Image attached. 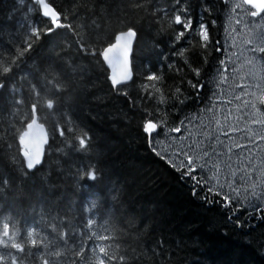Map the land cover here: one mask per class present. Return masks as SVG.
<instances>
[{
    "label": "snow or ice",
    "instance_id": "snow-or-ice-1",
    "mask_svg": "<svg viewBox=\"0 0 264 264\" xmlns=\"http://www.w3.org/2000/svg\"><path fill=\"white\" fill-rule=\"evenodd\" d=\"M222 2L231 24L224 44L213 38L207 0L195 20L191 0L0 3V264H183L184 249L153 236L154 225L126 199L129 181L101 166L107 144L80 119L113 97L123 99L127 122L139 117L148 151L192 198L218 205L226 226L245 237L264 228V0ZM145 30L154 46L167 36L174 59L170 75L149 71L137 83L132 53ZM229 80L228 103L245 127L228 117L222 124L214 106L184 112L206 87ZM69 160L75 189L107 179L108 195L72 201L61 188Z\"/></svg>",
    "mask_w": 264,
    "mask_h": 264
},
{
    "label": "trees",
    "instance_id": "trees-1",
    "mask_svg": "<svg viewBox=\"0 0 264 264\" xmlns=\"http://www.w3.org/2000/svg\"><path fill=\"white\" fill-rule=\"evenodd\" d=\"M10 2L0 0L4 4ZM191 3L195 20L201 12L200 4L203 0H191ZM207 4L214 9L212 16L208 17L209 21H216L212 29L213 38L223 44L227 10L222 0H207ZM153 35L155 33L145 30L140 43L135 44L133 71L138 78L137 83L149 71L171 74L167 65L174 58L170 57L168 37H156L160 43L154 46L155 42L151 39ZM214 56L222 58L220 53H214ZM215 65L216 61L212 60L205 67L206 79L214 73ZM98 88L100 96L108 91L103 75L99 77ZM213 90V86L206 87L199 99L194 103L189 102L184 112L191 114L197 111L206 103ZM123 104L122 98L113 97L112 103L106 107L91 105V114L86 108L80 114V119L91 129L97 141L107 144L100 158L101 166L112 175L113 180L118 175L122 181H129L126 199L154 225L152 235L156 238L162 235L167 241L166 246H171L173 251L178 247L183 248L179 253L183 264H264V228H256L250 236L245 237L240 230L226 226L223 210L218 205H202L192 198L176 175L148 151L136 129L139 117L129 123L118 111ZM49 164H54V161L50 160ZM49 164L45 165L46 170ZM72 166L71 160L65 163V177L61 185L72 201L91 200L100 193L108 195L111 191L112 185L107 179L91 188L75 189L73 182L67 179V169ZM53 179L56 177L53 176ZM149 240L151 237L145 243Z\"/></svg>",
    "mask_w": 264,
    "mask_h": 264
},
{
    "label": "rangeland",
    "instance_id": "rangeland-1",
    "mask_svg": "<svg viewBox=\"0 0 264 264\" xmlns=\"http://www.w3.org/2000/svg\"><path fill=\"white\" fill-rule=\"evenodd\" d=\"M231 24L228 19V16L226 14V19H225V25H224V35H223V44L225 42V36H226V29L230 30ZM231 41H228V44H230ZM224 58V57H222ZM217 79H219L217 77ZM215 92L218 93L216 97L211 96L209 99L206 101V103L201 106L197 111H199L201 108L208 106V107H213L215 110V117L216 119H219L221 123L223 124L225 122V117H228V123L237 125L238 127H245V123L243 122L242 118L238 121V117H240V113L237 110V105L235 103L229 104L228 101L232 99V94L235 91L234 87V82L232 80H229L227 84L223 85V87L217 86V85H212ZM195 111V112H197ZM194 112V113H195ZM212 113H205L203 114V123L207 124L208 123V117L211 116ZM239 142L241 143H247L244 140L239 139V135L236 137ZM228 141H226L227 143ZM239 150H237L238 152ZM255 151V149H253ZM241 157L246 156L247 153H240ZM233 161H236V156H233Z\"/></svg>",
    "mask_w": 264,
    "mask_h": 264
},
{
    "label": "water",
    "instance_id": "water-1",
    "mask_svg": "<svg viewBox=\"0 0 264 264\" xmlns=\"http://www.w3.org/2000/svg\"><path fill=\"white\" fill-rule=\"evenodd\" d=\"M134 48H135V44H134V47H133V53H134ZM133 53H132V65H133Z\"/></svg>",
    "mask_w": 264,
    "mask_h": 264
}]
</instances>
